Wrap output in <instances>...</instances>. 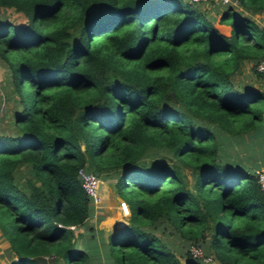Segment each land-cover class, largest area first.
Returning a JSON list of instances; mask_svg holds the SVG:
<instances>
[{
	"label": "trees",
	"instance_id": "obj_1",
	"mask_svg": "<svg viewBox=\"0 0 264 264\" xmlns=\"http://www.w3.org/2000/svg\"><path fill=\"white\" fill-rule=\"evenodd\" d=\"M235 1L0 0L25 17L0 18L16 129L0 131L8 264H264V88L237 75L246 62L264 75V0ZM80 167L116 177L125 224H89Z\"/></svg>",
	"mask_w": 264,
	"mask_h": 264
},
{
	"label": "rangeland",
	"instance_id": "obj_2",
	"mask_svg": "<svg viewBox=\"0 0 264 264\" xmlns=\"http://www.w3.org/2000/svg\"><path fill=\"white\" fill-rule=\"evenodd\" d=\"M214 3H216V1H214L212 4L205 3L207 5L205 4L204 5L207 8L209 6L212 8ZM216 16L218 18L219 14ZM254 16L256 18V21H258L260 25H264V14L263 13H259V14L256 13ZM0 18H9L10 20H13V21L25 20V17L21 13L15 11L13 8H4V7H0ZM219 27L220 29L225 30L224 26H219ZM237 75H238V78L243 76L247 80H250V81L254 79L256 82L258 83L260 82L262 87L264 88V85H263L264 75L260 78L256 77V72L254 71L252 62H246L243 70L240 73H237ZM10 87H11V81L9 77V70L7 69L6 63L0 59V131L5 132V133H12L16 131L14 122H13V113L15 110V104L7 96V92L10 91ZM115 178H116L115 176H111V177H107L106 179H101L100 187L102 185L104 186L105 184L108 185L109 183L112 184V186H114L113 184L115 182ZM128 193L129 192H127V194ZM113 195L117 199V202L115 205L114 204L112 206H109L108 204L106 205L104 201V196L102 197L101 195L102 203L100 201L101 204L100 206L98 205V207H96V210L99 211L98 214H101L98 216V218L100 219L103 218L101 219L103 221L102 223L105 224L108 221L110 222V224H113L114 228H116L115 225L118 222L120 221H122L123 223L127 222L129 214L122 213L120 209V201H124V200L116 194L114 189H113ZM100 219H97L96 216H93L89 222H91L93 226H95V224L98 225L101 223ZM75 231H76L75 233H77V232L82 231V229L76 228ZM155 232L158 233V235H162V237L168 242H170L173 247L177 246L179 250H181L182 252L188 249V247L191 245V242L189 240H186L183 237H181L178 232H176L174 229L169 227V225L167 226L165 222H160L159 229H156ZM81 238L85 240L90 239L89 236H82ZM202 243L204 244V245L202 244L203 246H206L204 242ZM5 244H7L6 239H4L0 235V264L8 263L12 257V255L9 254V251H7L8 247L7 248L4 247ZM190 248L191 246L189 247V249ZM212 264H218V262L213 261Z\"/></svg>",
	"mask_w": 264,
	"mask_h": 264
},
{
	"label": "built area",
	"instance_id": "obj_3",
	"mask_svg": "<svg viewBox=\"0 0 264 264\" xmlns=\"http://www.w3.org/2000/svg\"><path fill=\"white\" fill-rule=\"evenodd\" d=\"M193 2H208V1H216L220 2L223 4H236L235 0H191ZM256 69L257 71L264 73V57L261 58L257 63H256ZM257 182L260 185V188L264 194V167L256 170L255 173ZM78 177L80 179L81 185L84 188L86 194L89 196L90 201L94 204L95 207L100 206V201H101V193H100V182L101 178L99 175H97L94 172L88 171L83 167H80L78 169ZM120 209L122 213L129 214V207L125 201H120ZM192 254L194 256H199L202 257L204 261H210L211 258L210 256H204L202 253V249L199 246H192L190 248Z\"/></svg>",
	"mask_w": 264,
	"mask_h": 264
},
{
	"label": "crops",
	"instance_id": "obj_4",
	"mask_svg": "<svg viewBox=\"0 0 264 264\" xmlns=\"http://www.w3.org/2000/svg\"><path fill=\"white\" fill-rule=\"evenodd\" d=\"M256 13H254V15H255ZM259 14V13H258ZM253 15V17H255ZM256 19V18H255ZM217 22V23H216ZM214 25L222 32V33H224L225 35H229L230 34V32H231V25L229 24V23H224V22H220L219 21V17L217 18H215V20H214ZM219 26H224L225 27V30H223V29H220V27ZM242 74V73H241ZM241 78V82L242 83H245V82H248L249 84H252V86H254V87H258V88H263L262 87V85H261V83L259 82H256L254 79V81L252 80V81H250V80H247L245 77H243V76H241L240 77ZM239 79V78H238ZM264 85V84H263ZM262 167H264V166H261V167H259V168H257L256 170H258V169H260V168H262ZM107 184H105L104 186L102 185L101 187H100V193H101V195H102V197L104 196V201H105V203H106V205L108 204L109 206H112L113 204L115 205L116 204V202H117V199L115 198V196L113 195V186H112V184H108L107 186H106ZM101 203H102V199H101ZM100 203V204H101ZM101 206H103V205H101ZM112 210V209H111ZM99 213V211H97V210H95V213H94V215L93 216H96V218L97 219H100V218H98V216L99 215H101V214H98ZM92 216V217H93ZM91 217V218H92ZM91 218L89 219V221L91 220ZM101 219H103V218H101ZM100 219V220H101ZM99 220V221H100ZM101 222V223H100ZM99 223L100 224H98V225H96L95 224V226H94V229H96V230H98V229H100L101 231H103V234H106L108 231H110V230H112L113 228H114V226H113V224H110V222H108L107 221V223H102L103 221L101 220ZM115 222V221H114ZM90 224H92L91 222H89ZM93 225V224H92ZM82 229V228H81ZM7 241V240H6ZM5 248H7V251H8V249H9V244H8V242H7V244H5V246H4ZM9 254H11L10 252H9ZM5 264H8V263H5Z\"/></svg>",
	"mask_w": 264,
	"mask_h": 264
},
{
	"label": "water",
	"instance_id": "obj_5",
	"mask_svg": "<svg viewBox=\"0 0 264 264\" xmlns=\"http://www.w3.org/2000/svg\"><path fill=\"white\" fill-rule=\"evenodd\" d=\"M126 223V222H125ZM125 223H123L122 221H120V222H118L115 226L116 227H120V226H122L123 224H125Z\"/></svg>",
	"mask_w": 264,
	"mask_h": 264
}]
</instances>
